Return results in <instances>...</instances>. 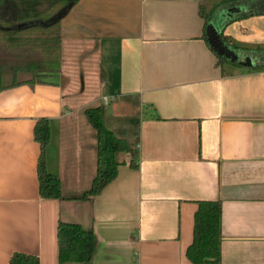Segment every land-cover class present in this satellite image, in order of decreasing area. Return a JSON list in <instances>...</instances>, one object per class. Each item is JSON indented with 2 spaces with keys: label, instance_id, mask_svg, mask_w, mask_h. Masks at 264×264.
Masks as SVG:
<instances>
[{
  "label": "crops",
  "instance_id": "1",
  "mask_svg": "<svg viewBox=\"0 0 264 264\" xmlns=\"http://www.w3.org/2000/svg\"><path fill=\"white\" fill-rule=\"evenodd\" d=\"M198 2L76 0L60 20L57 72L32 66L27 53L5 60L0 264L14 251L59 264L60 220L97 239L90 262L60 264H193L185 250L198 200L220 201V264H264V69L222 72ZM224 33L264 42V14L234 20ZM90 93L106 128L138 139L137 167L126 155L114 179L81 198L96 170L84 115ZM40 117L48 119L46 168L61 198L39 194Z\"/></svg>",
  "mask_w": 264,
  "mask_h": 264
},
{
  "label": "trees",
  "instance_id": "2",
  "mask_svg": "<svg viewBox=\"0 0 264 264\" xmlns=\"http://www.w3.org/2000/svg\"><path fill=\"white\" fill-rule=\"evenodd\" d=\"M75 2L76 0H0V41L8 48L17 49L16 52L27 53L40 69L50 73L57 72L60 20ZM221 11L223 14L219 15ZM198 14L204 21V39L207 40L206 27L215 22L222 43L238 55L237 59H232L214 51L216 65L220 66L222 72L226 67L249 71L264 69V42H244L224 33L225 26L234 20L264 14V0H199ZM246 58L252 63L245 64ZM84 115L96 137L95 174L90 186L80 196L89 198L115 178L118 166L126 162V155L130 156L129 165L137 167L135 158L138 155V139L117 137L106 128L102 122L103 109L100 104L87 106ZM49 135L48 119L38 118L33 127V136L40 148L36 166L38 189L43 198H61L60 180L46 168L45 149ZM220 222L219 200L197 201L192 240L185 250L191 263L220 264ZM56 237L59 264L91 261L97 246L92 229L84 228L79 223L60 220ZM8 264H39V259L34 254L14 251Z\"/></svg>",
  "mask_w": 264,
  "mask_h": 264
},
{
  "label": "water",
  "instance_id": "3",
  "mask_svg": "<svg viewBox=\"0 0 264 264\" xmlns=\"http://www.w3.org/2000/svg\"><path fill=\"white\" fill-rule=\"evenodd\" d=\"M206 38L209 43V45L212 47L214 51H216L218 54H224L227 57H230L232 59H237L238 55L231 51L229 48H227L222 41L219 38L217 28L209 25L206 28ZM245 64H251L252 61L249 60V58L244 60Z\"/></svg>",
  "mask_w": 264,
  "mask_h": 264
},
{
  "label": "rangeland",
  "instance_id": "4",
  "mask_svg": "<svg viewBox=\"0 0 264 264\" xmlns=\"http://www.w3.org/2000/svg\"><path fill=\"white\" fill-rule=\"evenodd\" d=\"M16 50L17 49H11V48H8L5 44H4V42L3 41H0V66H1V68H4V70H5V68H6V61L5 60H9V58H10V56H12V57H14L15 55L16 56H18L19 54H22L21 52H16ZM8 55V56H7ZM2 59V60H1ZM31 65L33 66L34 65V63L33 62H31ZM59 66H60V55H59ZM94 85H92V87H93ZM89 89H88V91H87V93H89ZM91 92V91H90ZM87 93H86V95H87ZM89 96L90 97H92V95H91V93L88 95V97L87 96H85V97H87V98H85V100H88L87 102H88V104H90V105H93L94 103H95V101H91L90 99H88L89 98Z\"/></svg>",
  "mask_w": 264,
  "mask_h": 264
},
{
  "label": "built area",
  "instance_id": "5",
  "mask_svg": "<svg viewBox=\"0 0 264 264\" xmlns=\"http://www.w3.org/2000/svg\"><path fill=\"white\" fill-rule=\"evenodd\" d=\"M103 101L106 102V98L105 97L103 98Z\"/></svg>",
  "mask_w": 264,
  "mask_h": 264
}]
</instances>
